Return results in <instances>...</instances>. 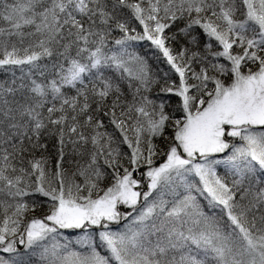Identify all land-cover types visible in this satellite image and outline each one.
Masks as SVG:
<instances>
[{
  "label": "snow or ice",
  "instance_id": "snow-or-ice-1",
  "mask_svg": "<svg viewBox=\"0 0 264 264\" xmlns=\"http://www.w3.org/2000/svg\"><path fill=\"white\" fill-rule=\"evenodd\" d=\"M0 264H264V0H0Z\"/></svg>",
  "mask_w": 264,
  "mask_h": 264
},
{
  "label": "trees",
  "instance_id": "trees-1",
  "mask_svg": "<svg viewBox=\"0 0 264 264\" xmlns=\"http://www.w3.org/2000/svg\"><path fill=\"white\" fill-rule=\"evenodd\" d=\"M154 65H155V61H151ZM161 67H165L164 65L161 64ZM36 215H42V213L40 211H37V213H35ZM73 238H75V234L71 235ZM21 251H23V248H21Z\"/></svg>",
  "mask_w": 264,
  "mask_h": 264
},
{
  "label": "rangeland",
  "instance_id": "rangeland-1",
  "mask_svg": "<svg viewBox=\"0 0 264 264\" xmlns=\"http://www.w3.org/2000/svg\"><path fill=\"white\" fill-rule=\"evenodd\" d=\"M68 235H73V233H67ZM73 239H75V238H73Z\"/></svg>",
  "mask_w": 264,
  "mask_h": 264
}]
</instances>
